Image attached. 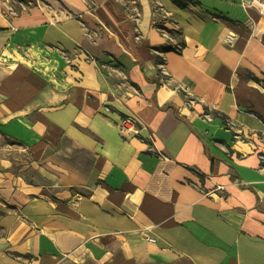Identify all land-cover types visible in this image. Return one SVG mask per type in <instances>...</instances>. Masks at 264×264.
Masks as SVG:
<instances>
[{"label":"crops","instance_id":"1","mask_svg":"<svg viewBox=\"0 0 264 264\" xmlns=\"http://www.w3.org/2000/svg\"><path fill=\"white\" fill-rule=\"evenodd\" d=\"M263 131L264 0H0V264H264Z\"/></svg>","mask_w":264,"mask_h":264},{"label":"built area","instance_id":"2","mask_svg":"<svg viewBox=\"0 0 264 264\" xmlns=\"http://www.w3.org/2000/svg\"><path fill=\"white\" fill-rule=\"evenodd\" d=\"M236 39V35L235 34H230L227 36V41L228 43L232 44ZM121 130L124 133H127L129 131H134L139 133L141 131V125L140 122L138 121V119L134 118V117H123L122 122H121ZM263 135H264V131H263ZM150 151H154L153 147H150L149 149ZM261 159L263 161V168H264V155L261 156ZM151 241H155L154 238L150 239Z\"/></svg>","mask_w":264,"mask_h":264}]
</instances>
